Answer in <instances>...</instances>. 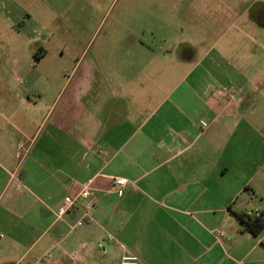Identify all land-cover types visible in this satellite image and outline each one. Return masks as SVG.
Wrapping results in <instances>:
<instances>
[{"label":"crops","instance_id":"1","mask_svg":"<svg viewBox=\"0 0 264 264\" xmlns=\"http://www.w3.org/2000/svg\"><path fill=\"white\" fill-rule=\"evenodd\" d=\"M57 2L0 0V264L47 253L44 264L126 254L140 264H264V230L253 235L238 217L264 216V97L235 55L251 48L235 44L234 5L205 0L219 33L195 44L168 35L159 51L146 46L156 56L146 63L86 60L80 45L71 74L51 84L31 72L49 54L40 21ZM177 48L181 70L169 59ZM16 70L24 87L10 84ZM111 177L132 182L123 197ZM90 181L91 197L60 216Z\"/></svg>","mask_w":264,"mask_h":264},{"label":"rangeland","instance_id":"2","mask_svg":"<svg viewBox=\"0 0 264 264\" xmlns=\"http://www.w3.org/2000/svg\"><path fill=\"white\" fill-rule=\"evenodd\" d=\"M217 1L227 5L232 3L234 11L238 12L237 24L241 30L239 36L232 31L236 36L234 40H237L235 44L239 48L249 46L251 50L247 55H243L241 50L235 55L239 59L242 58L240 62L246 63L244 67L239 63L240 69L261 83V90L256 86V96L264 97V25L257 22L255 26L248 24L244 13L248 5L251 7L255 4V9L262 8L264 0ZM201 2L202 0H58L56 12L51 11L41 18L40 24L50 37L47 44L49 54L45 64L39 68H32L31 79H42L45 83L50 80L51 84L65 79L72 72L71 65L74 62L76 48L80 45L89 46L84 54L86 60L100 63L119 62L126 57L132 63H146L152 58L156 59L148 49L157 52L160 47L168 45L166 43L168 35L176 42L190 40L195 44L199 41L201 33H219L220 25H210L207 16L203 19L200 17ZM250 19L252 20L251 17ZM205 20L207 22L203 23ZM240 33H248L250 37L246 38ZM35 47L33 46L32 50H35ZM193 49L202 50L195 46ZM164 53L160 51L158 54L163 57ZM169 59L176 69L181 70L179 68V61L183 59L181 48H177ZM179 70L173 76L174 80H178L182 75ZM14 72L16 77L10 84L24 87L20 80L27 79L24 76L25 71ZM6 77L9 78V74H6ZM165 77L163 75V78ZM33 94L34 91H31L32 96ZM263 109L264 104L259 106V111ZM48 261L49 258H46L41 264ZM92 264L106 263L102 257H97Z\"/></svg>","mask_w":264,"mask_h":264},{"label":"built area","instance_id":"3","mask_svg":"<svg viewBox=\"0 0 264 264\" xmlns=\"http://www.w3.org/2000/svg\"><path fill=\"white\" fill-rule=\"evenodd\" d=\"M19 149H25V146L23 144H19ZM111 185L112 189L114 190L115 194L118 197H123L125 193L127 192L130 185H132V182H130L128 179L123 177H111ZM92 181L85 184L82 189L77 193L74 197H68L66 198V208L62 210L59 215L65 216L72 207H74L79 201L89 199L92 195ZM250 217H262L263 214L260 211H249L246 213ZM85 224V220L78 221L76 224L72 225L70 227V231L73 232L77 228L83 226ZM225 235L224 231L219 232V236L223 237ZM5 238V233L0 230V242ZM46 258H53V254L47 253L46 255L39 257L35 263H25V264H38L42 262ZM69 258L73 261H82V255H80L77 252H73L69 254ZM22 264V262L18 263ZM118 264H140V257L136 254H126L123 255L120 258V261Z\"/></svg>","mask_w":264,"mask_h":264},{"label":"flooded vegetation","instance_id":"4","mask_svg":"<svg viewBox=\"0 0 264 264\" xmlns=\"http://www.w3.org/2000/svg\"><path fill=\"white\" fill-rule=\"evenodd\" d=\"M212 1L215 2L217 0H209V3ZM203 4H205V0H202V2L200 3V6H201L200 17L202 19L206 17L205 10H204L205 8L203 7ZM254 6L255 4H253L251 7L250 5H248L247 8L244 10L245 15L247 16V20L249 21L248 24L255 26V22H257L260 25H264V5L261 6L262 8H258V9H255ZM237 15H238V12L236 11V14H234L235 17L233 18L234 22L239 20L237 18ZM250 17L252 18V20L250 19ZM208 20L210 22V25H213V26L217 24L218 22V20H215L214 18L212 19L208 18ZM181 21H183V19ZM202 22L204 23L205 21H202ZM215 26H218V25H215Z\"/></svg>","mask_w":264,"mask_h":264},{"label":"trees","instance_id":"5","mask_svg":"<svg viewBox=\"0 0 264 264\" xmlns=\"http://www.w3.org/2000/svg\"><path fill=\"white\" fill-rule=\"evenodd\" d=\"M238 217L244 224L245 230L253 235H259L264 230V216L250 217L247 214H239Z\"/></svg>","mask_w":264,"mask_h":264}]
</instances>
